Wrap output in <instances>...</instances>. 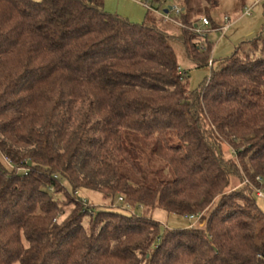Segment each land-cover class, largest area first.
<instances>
[{
    "label": "trees",
    "instance_id": "16d2710c",
    "mask_svg": "<svg viewBox=\"0 0 264 264\" xmlns=\"http://www.w3.org/2000/svg\"><path fill=\"white\" fill-rule=\"evenodd\" d=\"M221 1L149 0L180 9L169 32L103 0H0V264H264V25L215 69L192 17ZM175 45L212 61L197 90Z\"/></svg>",
    "mask_w": 264,
    "mask_h": 264
},
{
    "label": "rangeland",
    "instance_id": "374dc122",
    "mask_svg": "<svg viewBox=\"0 0 264 264\" xmlns=\"http://www.w3.org/2000/svg\"><path fill=\"white\" fill-rule=\"evenodd\" d=\"M34 1L42 2L43 0ZM143 2H145V0H103V9L105 12L117 15L133 24L144 23L149 15V18L153 20L156 19L157 23L164 30L169 32L177 31L178 24L175 22L177 15L174 11H170L169 13V17H171L173 21H164L161 20L163 15L160 13L158 15L154 10L149 12V10L142 5ZM246 2V7L241 8L238 0H222L220 6L212 12V22H210V26L203 28L202 24L199 23V27L207 32L206 37L213 45L211 59L215 62V69L220 65L222 60L230 58L237 47L254 39L262 31L264 25V0H247ZM170 7H174L172 6V3H166L161 9L162 14ZM248 9H250V14L247 15L245 12ZM202 17L206 16L204 15L203 10H200L199 7H197L192 18L200 22ZM225 17L230 20L231 25L224 33L217 29L224 27L227 24ZM174 50L180 68L182 71L188 72L189 74L190 90H197L206 79L210 77V65L204 67L196 66V64L186 56L184 50L179 45H175ZM224 149L227 152L230 150V147L225 145ZM234 185H238V182L234 181ZM78 196L83 200H87L93 206L102 208L111 207L112 201L105 199L101 194L90 191H80ZM58 198L61 199V196ZM256 201L259 209L264 213V198L256 197ZM114 202L115 209H120L124 213L130 214L133 212L137 216L151 215L149 211L144 210L141 207H137L134 210L123 207L124 205L120 204L122 199L119 200L120 203L118 202V199ZM70 209L71 208H69V210ZM153 216L162 224L163 228L184 229L189 228L190 226H199L198 223L190 222L183 216L168 214L161 210L156 211ZM86 223L87 221H85V224Z\"/></svg>",
    "mask_w": 264,
    "mask_h": 264
},
{
    "label": "built area",
    "instance_id": "2783aa9c",
    "mask_svg": "<svg viewBox=\"0 0 264 264\" xmlns=\"http://www.w3.org/2000/svg\"><path fill=\"white\" fill-rule=\"evenodd\" d=\"M142 5H144V7H145L146 9H148L149 11L153 10L152 7H151L150 4H149V0H145V2L142 3ZM172 11H174V12H176V13L178 14V13L180 12V9H179L177 6H174V7H172ZM245 14H247V15L250 14V9H248V10L245 12ZM161 15H163L164 19H166L167 21H173V20L169 17L168 14H162V13H161ZM225 21L227 22V24H226L224 27H220V28L217 29V30H220L221 32H224V33H225V32L229 29V27H230V25H231L230 20H229L227 17H225ZM201 24H202V27H203V28H207V27L210 26V21H209L206 17H202V18H201ZM195 32H196L197 34H200L201 36H204V37L207 36V32L203 31L200 27L197 28V29L195 30ZM210 65H212V61H210ZM257 181H258L259 183H262V182H263V179H262L261 177H258V178H257ZM245 184H250V183H249L248 180H246V181H245ZM253 188H254V191H255V194H256L257 197L264 198V188L256 187V186H253ZM200 218H201V215L190 216V217H188L189 221L194 222V223H198L199 220H200Z\"/></svg>",
    "mask_w": 264,
    "mask_h": 264
},
{
    "label": "water",
    "instance_id": "95a60500",
    "mask_svg": "<svg viewBox=\"0 0 264 264\" xmlns=\"http://www.w3.org/2000/svg\"><path fill=\"white\" fill-rule=\"evenodd\" d=\"M172 10V7H170L168 10L165 11V14H168Z\"/></svg>",
    "mask_w": 264,
    "mask_h": 264
}]
</instances>
